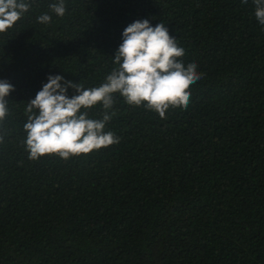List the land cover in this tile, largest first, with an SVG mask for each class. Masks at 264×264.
Here are the masks:
<instances>
[{
	"label": "trees",
	"instance_id": "16d2710c",
	"mask_svg": "<svg viewBox=\"0 0 264 264\" xmlns=\"http://www.w3.org/2000/svg\"><path fill=\"white\" fill-rule=\"evenodd\" d=\"M0 264H264V0H0Z\"/></svg>",
	"mask_w": 264,
	"mask_h": 264
}]
</instances>
